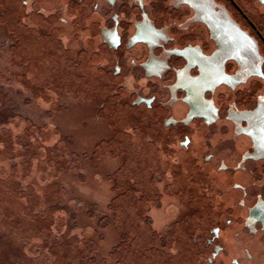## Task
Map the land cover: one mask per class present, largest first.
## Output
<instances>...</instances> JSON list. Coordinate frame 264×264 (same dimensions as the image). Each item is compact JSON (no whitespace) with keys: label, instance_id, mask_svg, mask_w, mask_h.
Returning <instances> with one entry per match:
<instances>
[{"label":"flooded vegetation","instance_id":"1","mask_svg":"<svg viewBox=\"0 0 264 264\" xmlns=\"http://www.w3.org/2000/svg\"><path fill=\"white\" fill-rule=\"evenodd\" d=\"M29 4L40 14L66 5L65 29H53L59 41H80L82 49L72 44L68 51L103 68V80L118 89L131 86L135 97L115 104L138 122L139 133L154 140L161 134L167 143L163 160L176 162L163 173L160 197L179 207L170 230L178 223L174 234L194 236L189 261L264 264V0ZM99 110L92 120L105 119L107 100ZM172 232L162 237L166 255Z\"/></svg>","mask_w":264,"mask_h":264},{"label":"rangeland","instance_id":"2","mask_svg":"<svg viewBox=\"0 0 264 264\" xmlns=\"http://www.w3.org/2000/svg\"><path fill=\"white\" fill-rule=\"evenodd\" d=\"M25 1L0 0V264H195L194 236L168 226L178 205L160 197L176 159L167 164L161 134L139 133L115 104L135 97L131 86L118 89L68 51L80 41H59L53 29H65L66 5L40 14ZM105 100V119L92 120ZM116 196L127 227L106 212ZM165 231L174 236L167 255Z\"/></svg>","mask_w":264,"mask_h":264},{"label":"trees","instance_id":"3","mask_svg":"<svg viewBox=\"0 0 264 264\" xmlns=\"http://www.w3.org/2000/svg\"><path fill=\"white\" fill-rule=\"evenodd\" d=\"M101 144V142H98L97 144H96V146L97 145H100ZM95 146V147H96ZM98 147V146H97ZM88 156H89V154H88ZM94 157V156H93ZM93 157H92V160H93ZM95 158V157H94ZM91 160V159H90ZM93 165V164H92ZM98 168H99V166L96 168L97 170H98ZM92 170H93V167H92ZM96 171V170H95ZM91 176V175H90ZM105 211V210H104ZM106 212H107V214L109 215V214H111L112 216L114 215V218H115V221H113L114 222V224L115 225H118V226H122V225H126V227H127V225H128V221H127V219H124V220H122V218L119 216V201H118V196H116V197H114L113 199H112V202L106 207ZM126 233H128V232H124V231H122L121 229H120V236H119V239H118V242L119 243H121V242H126L125 240H126ZM124 235V239H123V241H122V237L121 236H123ZM130 240H129V242H131V237H128ZM149 240H145V242H144V245H143V248H142V250L144 251V250H146V247H147V242H148ZM128 242V243H129ZM128 243H126V244H128ZM131 245V244H130Z\"/></svg>","mask_w":264,"mask_h":264}]
</instances>
